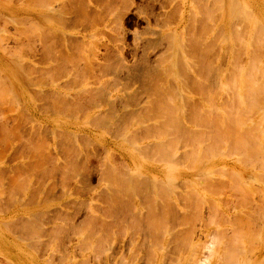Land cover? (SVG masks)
<instances>
[{
  "label": "rangeland",
  "instance_id": "obj_1",
  "mask_svg": "<svg viewBox=\"0 0 264 264\" xmlns=\"http://www.w3.org/2000/svg\"><path fill=\"white\" fill-rule=\"evenodd\" d=\"M89 1L90 3L87 0H43L40 6L38 0H0V66L12 74L0 70V264H192L193 257L199 258L205 253L204 257L208 260L205 264H221L227 259L231 260L225 252L231 254L232 260L238 253L236 256L240 255L241 258L240 256L236 258L240 264L243 262L264 264V218H262V216L264 217V203H261L262 200L264 201V195L258 197L259 191H261L259 189L264 191V174L261 175L262 177L260 176L264 172L262 169L264 165L263 162L260 164V161L256 162L255 167L254 161L249 164L250 160L245 153L247 149L249 151L255 146L254 140H256V128L258 127L256 124L260 122V126H264V108L261 106V104L264 105V82H261L264 81V63H259L262 68L260 72L258 64H256L257 59L261 56L264 58V44H262V42L264 43V0H235L234 2L239 1L235 4H239L237 6L241 10L237 6L231 8L230 0H209L213 6L209 5L207 9L203 6L207 3L205 0H195L199 9V12L197 11L195 14V19L198 21L200 19L201 22L198 23L196 20L197 23L205 25L210 31L202 25L201 27L197 25V27L199 26L203 30L196 26V28L194 27L196 32L194 29L189 30L190 26L193 28V24L197 23L195 21L192 22L193 24L186 22L187 12L179 29L181 38L178 48L179 50H181L180 47L183 48L182 53L180 52L181 55L179 53L180 57L187 54L189 62H186L189 63V67L186 68L185 61L176 56L171 63L170 61L169 63L165 62L163 72L158 69L157 54L159 52L164 53L163 55H167L169 52L174 53L176 48H168L169 45L166 44L167 47L164 44L166 40L165 42L158 40L155 44L134 52L131 45L132 36L136 32L139 35L148 34L152 38H156L151 34L152 29H163L167 26V28H175L181 19L180 11L184 9L182 2L186 3L187 1L185 8L188 9L192 3L191 0H177L175 11L172 10L175 6L173 4L165 8L167 14L157 16V5L166 6L167 1ZM199 2L204 4L199 7ZM100 4H103L104 9ZM93 6L96 8L94 9ZM208 9L212 12L205 13ZM116 10L119 12L127 10L124 16V44L123 47L116 45V50L107 45L105 32L93 37L90 43L85 45L80 41V38L76 37V34L69 37L61 32L53 34L45 32L43 44L38 40L39 23L36 19L38 11L44 15V30L47 28V23L54 21L58 26L65 24L72 32L75 28L82 29L84 32V28L97 23L106 13L112 14ZM236 10H240L238 14ZM136 11L141 13L140 18H137ZM146 12H152L156 21L153 20V17L148 16L150 22L146 23V20L142 18L146 16ZM129 13H131V17H128L127 20L125 17ZM197 13H200V16ZM250 16L251 19L248 20L247 18ZM185 24L191 25L186 27ZM206 24L212 25L208 27ZM201 30L207 35L204 33H200L202 34L200 35L198 32ZM232 30H235V33ZM195 34L198 37H195L196 40L193 41ZM184 39L187 41L184 42ZM203 39L204 41L211 39L212 47L209 46V42H204ZM239 39L245 41L241 42ZM197 40L204 45L206 43V46L203 47L200 43L203 48H198L200 46L196 43ZM259 40L262 41L259 42ZM253 41L255 42L252 43ZM241 43L243 44L241 45ZM218 50L222 56L224 54L223 59L227 58L225 61L219 59L221 56L216 54ZM257 50L261 51L258 53ZM93 51L98 55V58L92 55ZM254 51L259 55L257 54L255 57ZM239 52L241 53L239 54ZM191 55L193 56L191 57ZM214 55H217V58ZM208 56L210 57L208 58ZM212 57L216 58V61ZM248 58H251L253 62ZM263 58H261L262 61H264ZM228 59L230 63L227 62ZM239 59L241 60L239 61ZM178 60L179 63H177ZM248 60L249 62H246ZM221 61L225 66L221 64ZM250 63H254V65L248 66ZM211 65L214 66L211 68L214 70H216L215 66L225 68L218 69L217 67L223 72L216 70L213 75V70L210 69L213 67ZM183 67L189 72L184 71ZM236 68L238 69L235 70ZM253 68H257L258 72ZM209 69L210 72H208ZM224 70L227 72L226 76H224L226 73ZM196 71L199 72V75ZM217 72L223 73V78H219L220 80L216 77ZM232 72L235 73L232 74ZM257 73L260 75L262 73L261 77L258 78ZM194 78L195 81H193ZM251 79L253 80L250 81ZM181 82L185 86L184 89L180 87L183 86L180 85ZM251 82L252 84L254 82V86L250 84ZM217 83L222 84L221 87L225 86V88H221ZM259 83L263 85L262 88ZM83 84H86V87ZM214 84L216 87H213ZM235 85V89H232ZM258 85L262 89L261 91L257 87ZM243 86L245 88L251 86V88L247 91V89L243 90ZM255 88L259 94L256 93ZM213 89L214 92L211 91ZM250 89L251 92H249ZM252 92L254 93L252 94ZM260 93H262L261 99ZM231 94L234 97L237 95L235 99ZM242 94L244 96L247 94L245 96L247 98L249 95L250 101L249 98L244 99ZM230 96L231 98H229ZM163 98H167L165 99L167 102L164 103ZM228 98L231 101L235 100H233L235 103L232 101L233 107L237 105V108L234 107L235 109L230 108L233 109L229 114L232 111L233 113L230 114L232 118L229 119L233 121L232 119L237 116L238 119L235 118L236 120L234 119L233 122L240 129L238 134L241 133V130L243 131L241 133L243 136L240 138L246 143L235 140L238 142L237 145L232 143L227 146L228 149H224L223 145H220L222 147L219 150V164L213 166L214 152L212 151L214 149L207 125L208 121L206 122L208 115L202 114L197 106H202L204 103L203 111L211 109L215 104L224 108L229 101ZM208 99L211 106L206 103ZM238 100H241L239 102H242L244 106L238 108ZM244 101L246 102L244 103ZM178 103L180 106L176 107L174 118L173 116L166 117L165 125L167 127L165 126V129L168 130L167 132L176 134L175 124H170L171 122L168 124V120H173L172 122L176 121V126L180 125L182 132H184L183 130L187 131L184 129V125L190 126L192 131L197 133V135L194 134L195 137L198 136L197 138L192 136L190 128L187 134L184 133L183 137L182 135L180 137L179 132L176 136L167 135V132L164 134L160 129L163 126H158L159 122L165 118L154 111L152 106L160 105L166 108L168 105L166 110L171 111L172 106ZM182 103L186 104L185 109L183 108L185 111L182 110ZM243 107L247 109L245 108V110ZM244 112L245 114H243ZM190 115L197 118L194 123H187L186 120L192 118ZM242 115L247 117L250 115L249 121L246 118L247 121L244 122L245 116L241 118ZM260 117L263 118H261L262 122L261 119L258 121ZM251 123L253 127L245 129L247 125L251 126ZM191 124L195 125L194 128ZM177 128L179 130V127ZM189 132L191 134H188ZM232 132L231 137L238 138L237 134ZM186 135L190 136L185 138ZM174 137H178L177 141L171 140ZM161 138L167 139L166 142H163L164 146L161 145V142V146L157 143ZM151 142H156L157 146ZM193 145L194 147H191ZM191 150V155L184 154ZM193 152L196 153V156ZM238 152L241 154L239 153V155ZM222 153H225V156L227 154V157ZM236 159L238 160L236 161ZM164 160L171 161L170 164L167 161L169 166ZM257 164H260L261 168ZM215 167L219 171L221 167L220 172H223V178ZM209 169L215 171L212 173ZM228 169H231L232 173H242L245 181H251V187L250 184L244 187L223 186L226 189L228 187L229 192L222 188L217 191L219 194H212L216 191L213 190V187H217L215 183H219L218 178L222 179V183H227L234 178L232 173L231 177L227 176L230 174ZM152 170L159 172L157 178L153 175L155 173ZM253 174H257L256 178ZM177 175L178 178H176ZM211 176H214V179ZM169 177L171 181L167 180ZM215 177L218 179L217 181ZM153 178L163 179L162 181L166 179L165 181L170 185L166 182L162 183L160 180L159 183H161L158 185L157 182L152 181ZM214 180L216 182H212ZM158 187L161 188V191ZM256 187L258 189H255ZM248 188H250L249 191ZM214 189L219 190L218 187ZM189 190H194V193L191 191V195ZM251 190L254 191L250 192ZM221 191L226 193L223 194ZM263 191L260 194H264ZM227 193L231 195L228 197ZM167 194L169 199L164 197ZM189 194L193 197H190ZM196 194L198 198L195 196ZM260 197H263L262 200ZM228 198L231 199L230 202L234 201V203H228ZM252 198L255 200L253 201ZM145 200L147 201L145 202ZM215 200L219 202L217 203ZM221 201H224V204ZM147 202L149 203L147 204ZM153 205L155 206L153 207ZM161 208L165 213L160 211ZM145 210H147V214ZM156 210L161 212L160 215L162 212L164 215L168 213L167 218L163 215H161L162 218L161 216L159 218V214H157L159 212ZM241 212H246L244 213L246 215ZM151 214L154 215L151 216ZM221 214L223 215L221 216ZM241 215L244 216L241 218ZM237 216L240 217L237 218ZM235 220L239 222L241 220L242 229L240 226V228L238 227L239 224ZM213 229L217 232H214ZM244 229L245 231H243ZM240 230L243 232L242 234ZM250 230H254L253 233H250ZM156 231L158 236L155 234ZM214 233L215 235H213ZM246 238L251 240H246ZM245 241H249V244ZM215 242L218 244L216 243V245ZM196 243L200 244H198L199 248ZM223 245H225L224 248ZM232 246L234 249L231 248ZM237 246L245 249L242 251L245 252V257L240 253V249L238 251ZM200 248L203 250H200L202 253L199 252L201 255L198 253ZM235 249L238 252L234 251ZM155 252L159 254L160 259H156ZM218 254H221L222 257ZM223 257L224 259H221ZM246 257L248 258L245 259ZM219 260H221L220 263ZM234 261L233 264H237L236 260ZM226 263L228 261L223 264Z\"/></svg>",
  "mask_w": 264,
  "mask_h": 264
},
{
  "label": "bare ground",
  "instance_id": "obj_2",
  "mask_svg": "<svg viewBox=\"0 0 264 264\" xmlns=\"http://www.w3.org/2000/svg\"><path fill=\"white\" fill-rule=\"evenodd\" d=\"M42 1L43 0H38V3H39V5L41 6L42 5ZM88 1V3H90V1L89 0H87ZM153 1H159V0H153ZM165 1H167V5L166 6H164V5H162V4H159V5H157V10H158V12L156 13V16L157 15H163V14H167L168 12L165 10V8L166 7H169V6H171V5H175V3H176V1L177 0H165ZM192 1V3H191V5H190V7L188 8V9H186L185 8V5H187V1H186V3L183 1L182 3L184 4L183 5V8L184 9H182L181 11H180V21H179V23L176 25V27L175 28H163V29H152L151 30V34L152 35H154V36H156V38H152L150 35H148V34H143V35H139L138 33H134V35L132 36V43H131V45H132V50L134 51V52H136V51H138V49H140V48H143V47H145V46H150V45H152V44H155L158 40H160V41H163V42H165V40H166V42L164 43L165 45L167 44V45H169V47L168 48H176V50H175V52L174 53H171V52H169V53H167V55L165 54V55H163L161 52H159V54H157V60H156V63L158 64V69H160V71L161 72H163L164 70H165V67H164V65H165V62H168L169 63V61H170V63H171V61H173L174 59H175V57L176 56H178L179 57V59L180 60H183V61H185V63H186V68L187 67H189V63H187L186 61H188L187 60V58H188V56H187V54L185 55H182L181 57H180V55H181V53H182V47H180L181 48V50H179V44H180V42H179V39L181 38L180 36V33H181V31H179V29H180V27H181V25H182V23L184 22V20L182 21V19L183 18H185V15H186V13L188 12V14L186 15L187 16V19L185 18V20H187L186 22H188V23H191V24H193L192 22H196L197 23V19H195L196 17H195V14H196V12L198 11L199 12V9L197 8V5H196V3L197 2H195V0H191ZM204 1V0H203ZM207 3H202V2H199V7L200 6H202L203 4V6H205V9H207V7L209 8V5H210V7H212L213 5L212 4H210V1L209 0H205ZM231 1V8H233V7H235V6H237V5H239V4H235V3H237V2H239V1H237V2H234L235 0H230ZM233 2V3H232ZM202 3V4H201ZM219 4H220V2H218ZM221 3H222V1H221ZM97 6H98V4L97 3H95ZM201 4V5H200ZM214 4H216V3H214ZM219 4H216V5H219ZM212 5V6H211ZM234 5V6H233ZM246 5V4H245ZM100 6H101V8L102 9H104V7H103V4H100ZM173 7V6H172ZM218 8H220V6H217ZM216 7V8H217ZM238 8H239V6H237ZM93 8L95 9L96 8V6H93ZM176 5L172 8V10H176ZM218 8H217V10H218ZM201 9V8H200ZM212 9V8H211ZM227 8L225 7V10H226ZM240 9V8H239ZM203 10H204V8H203ZM241 10V9H240ZM240 10H236L237 12V14H238V12L240 11ZM244 10V9H243ZM242 10V11H243ZM209 11V9L207 10V11H205V13L206 12H208ZM211 11V10H210ZM209 11V12H210ZM214 11V10H213ZM232 11H233V9H232ZM241 11V12H242ZM264 11V10H263ZM212 12V11H211ZM210 12V13H211ZM244 12V11H243ZM242 12V13H243ZM127 13V10H125V11H122V12H119L118 10H116V11H114L112 14H107L106 13V15L104 16V17H102L97 23H95V24H92V25H90L88 28H84L85 30H84V32L82 31V29H77V28H75L74 30H73V32H72V30H70V28H68L65 24H60L59 26H58V24L56 23V22H54V21H51V22H49V23H47V28H46V30H44V27H43V24L45 23V19H44V15H42V12L41 11H38V12H36V19H37V22L39 23V26H38V40H39V42H41V44H43V42H44V33L46 32V33H48V34H53L54 32H56V33H63V34H65L66 36H69V37H72V36H74V34H76L77 36L76 37H78V38H80L81 40V42L85 45L86 43H90V40L93 38V37H95V36H97L98 34H104V32H105V34H107V39H106V42L108 43L107 45L110 47V48H112L113 50H116V48H115V46L117 45H119V46H121V47H123V44H124V36H125V30H124V16H125V14ZM200 13H201V11H200ZM200 13H197V14H199V16H200ZM204 13V12H203ZM224 14H225V11L223 12ZM231 13V12H230ZM245 13H246V11H245ZM249 13V12H248ZM133 14V13H132ZM241 14V13H240ZM244 14V13H243ZM202 16H203V14H201ZM210 15V14H209ZM218 15H220V14H218ZM136 16H137V18H140V16H141V13L139 12V11H136ZM148 16L149 17H153V20L154 21H156V18H155V15L154 14H152V12H150V13H147L146 12V16H144V17H142L144 20H146V23H149L150 21H149V18H148ZM196 16H198V15H196ZM244 16H246V15H244ZM35 17V16H34ZM128 17H131V13H129L128 15H127V17H125L127 20H128ZM206 17H207V15H206ZM209 17V16H208ZM230 17V16H229ZM241 17V16H240ZM198 18V17H197ZM200 18V17H199ZM198 18V19H199ZM246 18V17H245ZM245 18H243V19H245ZM202 19V18H201ZM248 20H250L251 19V16L249 17V18H247ZM197 20V21H196ZM207 20H209V18H207ZM241 20V19H240ZM239 20V21H240ZM246 20V19H245ZM199 21L201 22V20L199 19ZM199 21H198V23H199ZM209 21H211V20H209ZM216 21V20H215ZM206 22H208V21H206ZM250 22V21H249ZM196 24V25H194L193 24V28H191V24L189 25L190 26V28H188L189 30L191 29V30H193L194 29V31L196 30L195 28L197 27V25H199V24ZM243 23H244V21H243ZM205 24V23H204ZM207 24H209V23H207ZM206 24V25H207ZM169 25V24H168ZM186 25V24H185ZM188 25H186V27L188 26ZM201 25L202 26H204L205 27V25H203V24H201L200 23V27H201ZM212 25V24H211ZM211 25H209V26H211ZM188 26V27H189ZM196 26V27H195ZM198 26V27H199ZM208 26V25H207ZM208 26V27H209ZM186 27H184V28H186ZM195 27V28H194ZM197 27V28H198ZM199 27V28H200ZM214 27V26H213ZM219 27V26H218ZM222 27V26H221ZM183 28V29H184ZM206 28V27H205ZM212 28V27H211ZM233 28V27H232ZM200 29H202L203 30V28H200ZM207 29V28H206ZM206 29H204L205 31H206ZM213 29V28H212ZM221 29H223V28H221ZM234 29V28H233ZM188 30V31H189ZM197 31L199 34L200 33H204L203 31ZM208 31H210V29H207ZM219 31V30H218ZM234 33H235V30H232ZM68 32H70V33H68ZM196 32V31H195ZM207 32V31H206ZM221 32H222V30H221ZM190 33V32H189ZM194 33V32H193ZM208 33V32H207ZM207 33H204L205 35H207ZM238 33V32H237ZM264 33V32H263ZM184 34H185V32H184ZM203 34V35H204ZM245 34V33H244ZM244 34H242V35H244ZM258 34V33H257ZM260 34V33H259ZM189 35H191V34H189ZM200 35H202V34H200ZM204 35V36H205ZM236 35H238V34H236ZM263 35V34H262ZM261 35V36H262ZM193 36V35H192ZM234 36V35H233ZM245 36V35H244ZM195 37L197 38L198 36H197V34H195V36L193 37V41H194V39H195ZM201 37H203V36H201ZM201 37H199L200 39H201ZM224 37V36H223ZM235 37V36H234ZM236 37H239V36H236ZM241 37V36H240ZM204 38V37H203ZM217 38V37H216ZM242 38H243V36H242ZM245 38V37H244ZM262 38V37H261ZM189 39V38H188ZM200 39H198L199 41H202V40H200ZM211 39H212V37H211ZM211 39H207V40H209V41H204V39H203V41L204 42H209V46H211L212 47V43H211V45H210V40ZM218 39V38H217ZM196 40V39H195ZM198 40H197V44H199V46L200 47H198V48H203L204 46H206V43H205V45L204 44H202L201 42H198ZM212 40H214V39H212ZM241 42H243V41H245V40H241V39H239ZM238 40V41H239ZM254 40V39H253ZM183 41V40H182ZM182 41H181V44H182ZM185 41H187V40H185L184 39V42ZM218 41V40H217ZM216 41V42H217ZM252 41V40H251ZM260 41H262V40H259V42ZM221 42V41H220ZM255 41H253L252 43H254ZM259 42H256V44L258 43L259 44ZM193 43V42H192ZM200 43L203 45V47H201L202 45H200ZM215 43V42H214ZM226 43H228V42H226ZM216 44V43H215ZM243 43H241V45H242ZM261 44V43H260ZM262 44H264L263 42H262ZM245 45V44H244ZM185 46V45H184ZM188 46V45H187ZM194 46V45H193ZM240 46V45H239ZM251 46V45H250ZM264 46V45H263ZM263 46H259V47H263ZM207 47H208V45H207ZM213 47H215V46H213ZM216 47H218L217 45H216ZM227 47V46H226ZM237 47H238V44H237ZM244 47V46H243ZM243 47H241V48H243ZM256 47V46H255ZM189 48V47H188ZM253 48V47H252ZM211 49V48H210ZM213 49V48H212ZM219 49V48H218ZM238 49H239V47H238ZM237 48H236V50H238ZM255 49V48H254ZM261 49V48H260ZM263 49V48H262ZM169 50H171V49H169ZM185 50V49H184ZM264 50V49H263ZM172 51V50H171ZM204 51H208V50H204ZM203 51V52H204ZM214 51V50H213ZM239 51H240V49H239ZM245 51V50H244ZM250 51V50H249ZM258 51V50H257ZM261 50H259L258 51V53L260 52ZM164 52V51H163ZM166 52V51H165ZM181 52V53H180ZM195 52V51H194ZM202 52V51H201ZM218 52H219V50H218ZM217 51H216V54L218 55V56H221L219 59H223L224 57V54H223V56L220 54V52L218 53ZM225 52V51H224ZM223 52V53H224ZM242 52V51H241ZM241 52H239V54L241 53ZM253 53V49L250 51V54L252 55V53ZM179 53H180V55H179ZM184 53V52H183ZM197 53V52H196ZM205 53V52H204ZM204 53H202L203 55H205ZM238 53V52H237ZM236 53V54H237ZM243 53V52H242ZM254 53L256 54V52L254 51ZM257 53V54H258ZM162 54V55H161ZM213 54V53H212ZM215 54V53H214ZM220 54V55H219ZM249 54V55H250ZM254 54V55H255ZM257 54L255 55V57L257 56ZM92 55H94L96 58H98V55L95 53V51H93L92 52ZM207 55V54H206ZM216 55V56H217ZM235 55V54H234ZM242 55H244V54H242ZM259 55V54H258ZM193 55H191V57H192ZM211 56H213V55H211ZM215 56V55H214ZM215 56V57H216ZM263 56H264V54H263ZM195 57V56H194ZM210 56H208V58H209ZM223 57V58H222ZM229 57V56H228ZM189 58H190V56H189ZM217 58V57H216ZM216 58H214L213 59V57H212V59L214 60V61H216ZM261 58H263L262 56L259 58V59H257V58H255V59H257V61L258 62H256V64H258V71L260 72V71H262L261 69V65H259V63H264V61H262L261 60ZM211 59V60H212ZM227 59V58H226ZM226 59H223L224 61L226 60ZM242 59V58H241ZM241 59H239V61L241 60ZM249 59V58H248ZM251 59V58H250ZM249 59V60H250ZM264 59V58H263ZM191 60H192V58H191ZM195 60V59H194ZM209 60V59H208ZM243 60H245V59H243ZM249 60L248 61H246V62H249ZM175 61H177V60H175ZM232 62H233V60H231ZM235 61H236V59H235ZM238 61V62H239ZM251 62H253V60L251 59L250 60ZM189 62V61H188ZM220 62V61H219ZM218 62V63H219ZM227 62H229V59H228V61ZM237 62V63H238ZM241 62H243V61H241ZM240 62V63H241ZM177 63H179V60H178V62ZM183 63V62H182ZM191 63L193 64V62L191 61ZM209 63V62H208ZM211 63V62H210ZM213 63H215V62H213ZM224 63V62H223ZM222 63V61H221V64L222 65H224ZM230 63V62H229ZM216 64H217V62H216ZM215 64V65H216ZM220 64V63H219ZM227 64V63H226ZM232 64V63H231ZM230 64V65H231ZM239 64V63H238ZM241 64H243V63H241ZM249 64V63H248ZM251 64H253L254 65V63H250V65H248V66H251ZM255 64V65H256ZM191 65V64H190ZM194 65V64H193ZM196 65V64H195ZM214 65V64H213ZM213 65H211V66H213ZM229 65V64H228ZM235 65V64H234ZM244 65V64H243ZM252 65V66H253ZM264 65V64H263ZM184 66V67H185ZM197 66V65H196ZM205 66V65H204ZM225 66V65H224ZM227 66V65H226ZM233 66V65H232ZM232 66H229V67H232ZM240 66V65H239ZM239 66H235V67H238L239 69L241 68V67H239ZM251 66V67H252ZM183 67V68H184ZM191 67V66H190ZM217 67L218 66H215V69L217 70V71H219V72H223L222 70L220 71V70H218V69H220V68H222L221 66H219L218 67V69H217ZM250 67V68H251ZM256 67V66H255ZM186 68H184L185 70L184 71H187L186 70ZM211 68H214V66L213 67H210V69ZM225 67H223L222 69H224ZM226 68H228V66L226 67ZM238 68H236L235 70H237ZM180 69V68H179ZM189 69V68H188ZM192 69H194V68H192ZM196 69V68H195ZM210 69H209V71L208 72H210ZM231 69H233L234 70V68H231ZM254 69V68H253ZM0 70L1 71H4L5 73H7L8 72V70H5L3 67H1L0 66ZM190 70H191V68H190ZM211 70H213L212 72H213V75L215 74V72H216V70H214V69H211ZM227 70V69H226ZM246 70H247V66H246ZM159 71V70H158ZM180 71V70H179ZM178 71V72H179ZM225 71V70H224ZM240 71V70H239ZM245 71V70H244ZM249 71H250V69H249ZM249 71H247L248 72V74L249 75H251L250 73H249ZM251 71L253 72V70H252V68H251ZM254 71H257V68L256 69H254ZM257 71V72H258ZM182 72H183V70H182ZM187 72H189V71H187ZM197 72V71H196ZM196 72H193V73H196ZM211 72V73H212ZM226 72V71H225ZM251 72V73H252ZM198 73V75H199V72H197ZM201 73V72H200ZM203 73V72H202ZM233 73H235V72H232V74ZM237 73V72H236ZM255 73V72H254ZM8 74H11V72H8ZM182 74V73H181ZM185 74V73H184ZM205 74V73H204ZM208 74V73H207ZM219 74H221V75H219ZM226 74H227V72L225 73V75L224 76H226ZM247 74V73H246ZM247 74V75H248ZM253 74V73H252ZM12 75V74H11ZM217 75V76H216ZM216 77H218V79L219 78H223L222 77V75H223V73H216ZM248 75V76H249ZM257 75H258V78L259 77H261V75H262V73H261V75H260V73L258 74L257 73ZM179 76V75H178ZM183 76V75H182ZM206 76V75H205ZM219 76H221V77H219ZM234 75H232V77H233ZM237 76H238V74H237ZM236 76V77H237ZM252 76V75H251ZM198 78H199V76H197ZM230 77H231V75H230ZM235 77V76H234ZM247 77V76H246ZM250 77V76H249ZM253 77H254V74H253ZM252 77V78H253ZM180 78V77H179ZM182 78V77H181ZM180 78V79H181ZM193 78V77H192ZM226 78V77H225ZM238 78V77H237ZM248 78V77H247ZM247 78H245V79H247ZM255 78H257V76H255ZM258 78H257V80H258ZM206 79V78H205ZM229 79V78H228ZM228 79H227V81H228ZM234 79V78H233ZM249 79V78H248ZM247 79V80H248ZM254 79V78H253ZM253 79H251L250 81H252ZM264 79V78H263ZM262 79V80H263ZM217 80V79H216ZM220 80V79H219ZM218 80V81H219ZM260 80V79H259ZM193 81H195V78H194V80ZM201 81H203V80H201ZM232 81V80H231ZM238 81V80H237ZM241 81V80H240ZM249 81V80H248ZM183 82V81H182ZM181 82V83H182ZM214 82V81H213ZM245 82H247V81H245ZM261 82H264V81H261ZM186 83V82H185ZM223 83V82H222ZM227 83V82H226ZM235 83V82H234ZM256 83H258V81H256ZM217 84H219V86L221 87V85H220V83H217ZM224 84V83H223ZM232 85H234L233 83H231ZM238 84V83H237ZM242 84H244L243 82H242ZM248 84H249V82H248ZM252 86H254L253 84H254V82H253V84H252V82L250 83ZM260 84V83H259ZM180 85H183V83L182 84H180ZM197 85V84H196ZM210 85V84H209ZM215 85V84H214ZM261 85V88L263 87V85L262 84H260ZM83 86L84 87H86V84H83ZM184 86V85H183ZM183 86H180V87H182L183 89L185 88V86L183 87ZM213 86V85H212ZM230 86V85H229ZM84 87H83V89H84ZM213 87H216V85L215 86H213ZM218 87V86H217ZM224 88H225V86H223ZM223 87H221V88H223ZM234 87H236V85L235 86H233V88L232 89H235ZM244 87V86H243ZM242 87V88H243ZM258 88L260 87L259 85L257 86ZM249 88H251V86H248V88H245L244 87V89L243 90H245V89H247V91H248V89ZM253 88V87H252ZM264 88V87H263ZM82 89V90H83ZM209 89H211V88H209ZM238 89V88H237ZM256 89V93H258L259 91L257 90V88H255ZM260 89V88H259ZM85 90H86V88H85ZM180 91H181V89H179ZM229 90V89H228ZM231 90V89H230ZM262 89H260V91H261ZM264 90V89H263ZM200 91V90H199ZM212 92H214V89L213 90H211ZM253 91H254V88H253ZM177 92V91H176ZM183 92H184V90H183ZM227 92H230V91H227ZM244 92H246V91H244ZM249 92H251V89H250V91ZM248 92V93H249ZM263 92V91H262ZM231 93V92H230ZM235 93H237V92H235ZM242 93H243V91H242ZM254 92H252V94H253ZM177 94V93H176ZM226 94V93H225ZM239 94V93H238ZM244 94V93H243ZM242 94V95H243ZM259 94V93H258ZM184 95V94H183ZM226 95H228V93L226 94ZM234 95H236V94H234ZM242 95H241V97H242ZM247 95V94H246ZM245 95V96H246ZM251 95V94H250ZM255 95V94H254ZM261 95V96H260ZM260 99H261V97H262V93H260ZM264 95V94H263ZM174 96H176V95H174ZM173 96V97H174ZM178 96V95H177ZM210 96V95H209ZM212 96V95H211ZM231 96H232V94H231ZM231 96L229 97V98H231ZM237 96V95H236ZM235 96V97H236ZM244 96V95H243ZM244 96V97H245ZM256 96H257V94H256ZM165 97V96H164ZM184 97V96H183ZM232 97H234V96H232ZM235 97H234V99H235ZM243 97V98H244ZM162 98V97H161ZM176 98V97H175ZM229 98H228V100H229ZM249 98V99H248ZM248 98L247 97H245L244 99H248L249 101H250V97H249V95H248ZM251 98H253V96H251ZM254 98H256V97H254ZM259 98V97H258ZM258 98H256V99H258ZM164 99V98H163ZM162 99V100H163ZM165 99H167V98H165ZM165 99H164V103L165 102H167V101H165ZM178 99V98H177ZM181 99H182V96H181ZM209 99H210V97H209ZM209 99H208V102H206V103H208V105H210L209 104ZM233 99V100H234ZM239 99V98H238ZM205 100V99H204ZM211 100V99H210ZM227 100V101H228ZM232 100V101H233ZM253 100V99H252ZM169 101V103H170V100H168ZM172 101H175V100H173L172 99ZM171 101V102H172ZM199 101V100H198ZM226 101V102H227ZM232 101H231V99L228 101V103H226L225 104V107L224 108H220V107H218L215 103V106H213L212 104V108L209 110H204L203 111V106H204V103H202V102H200V103H202V106H197L198 107V109H199V111L201 110L202 112V114L204 113V115H208V120H206V122L208 121V126H209V132H210V134H211V139H212V145H213V151L212 152H214L213 153V156H212V164H213V166H218V159L220 158V153H219V150H220V148L222 147V146H220V145H223V148L224 149H228V147L227 146H229V145H231L232 143L234 144V145H237V143L239 142V141H245V140H242L241 138H240V136H243V134H241V133H243V131L241 130L240 132L241 133H239L238 134V132H239V128L237 127V126H235V124H234V119L237 117V116H235V118H233L232 120L233 121H231V119H229V118H232V117H230V114H232L233 113V111H232V113H230L229 114V112H230V110H232L234 107L235 108H237L236 106L237 105H235L234 107L232 106ZM235 101V100H234ZM233 101V102H234ZM239 101H241V100H238V103L240 104H238V108L240 107V106H244L243 104H242V102H239ZM249 101H247V102H249ZM254 101V100H253ZM252 101V102H253ZM211 102H212V100H211ZM246 101H244V103H245ZM168 103V105L169 106H171L170 104ZM186 103V102H185ZM235 103V102H234ZM255 103V102H254ZM261 103V102H260ZM264 103V102H263ZM172 104V103H171ZM195 104V103H194ZM230 104H231V106H230ZM237 104V103H236ZM247 104V103H246ZM245 104V105H246ZM258 104H259V102H258ZM162 105H164V104H162ZM167 105V104H166ZM167 105V107H169ZM179 103L177 104V105H175V106H172V108H171V111L168 109V110H166L167 109V107L166 108H164V107H162V106H160V105H153L152 106V109L154 110V111H156V112H158V113H160L161 115H163V117L165 118V120H163V121H161V122H159V127L160 126H163V127H160V129L161 130H163V133L165 134L168 130L167 129H165V122H166V117L168 116V117H171V116H173V118H174V115H176V114H174V113H176V109L177 108H179ZM182 105V110H183V108L185 109V107H186V104H181ZM210 105V106H211ZM253 105H255V104H253ZM257 105V104H256ZM178 106V107H177ZM250 106H251V104H250ZM261 106H263V108H264V105L263 104H261ZM260 106V107H261ZM177 107V108H176ZM231 107H233L232 109H230ZM256 107V106H255ZM259 107V108H260ZM203 108V109H202ZM234 108V109H235ZM242 108V107H241ZM244 108V107H243ZM246 108V107H245ZM244 108V109H245ZM251 108V107H250ZM181 109V108H180ZM180 109H179V111H180ZM247 109V108H246ZM245 109V110H246ZM256 109H257V107H256ZM256 109H254V111L256 110ZM261 109V108H260ZM260 109H258V110H260ZM237 110H240V109H237ZM243 110V109H242ZM242 110H240V111H242ZM249 110V109H248ZM262 110V109H261ZM260 110V111H261ZM173 111H175V112H173ZM183 111H185V110H183ZM244 111V110H243ZM251 111V110H250ZM253 111V110H252ZM253 111V112H254ZM172 112H173V114H172ZM207 112V113H206ZM256 112V111H255ZM178 113V112H177ZM185 113V112H184ZM236 113V112H235ZM239 113V112H238ZM251 113V112H250ZM249 113V114H250ZM243 114H245V112L243 113ZM251 114H253V113H251ZM257 114V113H256ZM236 115V114H235ZM238 115V114H237ZM253 115H255V114H253ZM180 116V115H179ZM179 116H177V118L179 119ZM192 118H189L188 120H186L187 121V123H194L196 120H197V118L195 117V116H193V115H190ZM245 115H242V117L241 118H243ZM250 116V115H249ZM248 116V117H249ZM261 116V115H260ZM167 117V118H168ZM248 117L247 116H245L244 118H243V120L245 119V121L244 122H246L247 120H248ZM173 118H171V119H173ZM204 118V117H203ZM246 118H247V120H246ZM262 117H260L259 119H258V121H260V119H261ZM170 119V118H169ZM178 119H176V120H178ZM236 119H238V118H236ZM235 119V120H236ZM240 119V118H239ZM263 119V118H262ZM262 119H261V122H262ZM229 120H230V123H229ZM241 120V119H240ZM242 120V121H243ZM173 121V120H172ZM172 121H170V120H168V124H169V122H171L170 124H172V123H174L175 124V127H176V134H173L172 132L170 133V132H167V135H170V134H172L173 136H176L177 134H178V132H179V136L181 137V135H182V137H183V135H184V133H186L187 134V131H188V129L190 128V132L191 133H193V135L192 136H194V134H196L197 135V133H194L193 131H192V128L190 127V126H188V125H184L183 127H185L184 129H187V131L185 132V130H183L184 132H182V131H180V130H182V128L180 129V125L179 124H177L178 126H176V121H174V122H172ZM185 121V120H184ZM183 121V123L184 124H186L185 122ZM204 121H205V118H204ZM204 121L202 122V124L204 123ZM249 121V120H248ZM257 121V120H256ZM178 122H179V120H178ZM167 123V122H166ZM254 124H255V122H253ZM260 122H259V124H256V126L258 125V127L256 128L257 129V132H256V140H254V142H255V146L253 147V148H250L249 149V151H248V149H247V152H245L248 156H246V154L245 153H243L242 152V154H245V156L246 157H248V159L250 160L249 161V164H251V163H254V167H255V164H256V162L258 163L259 161H260V164L263 162V165H264V149L262 150V147L264 146V126H260ZM264 124V123H263ZM193 124H191V126H192ZM205 125V124H204ZM203 125V126H204ZM194 126L195 125H193V128H194ZM260 126V127H259ZM167 127V126H166ZM174 127V128H175ZM177 127H179V130H178V128ZM182 127V126H181ZM251 127H253L252 126V123H251V126H246L245 127V129H249V128H251ZM207 130V129H206ZM231 131H233L232 133L233 134H237L236 136H238V138H232L231 137ZM188 133V134H191V133ZM245 132V131H244ZM208 134V133H207ZM244 134H246L247 135V133H244ZM178 136V137H179ZM190 136V135H189ZM189 136H184L185 138L186 137H189ZM178 137H174V139H171V140H176L177 141V139H178ZM195 137V136H194ZM198 137V136H197ZM197 137H195V138H197ZM201 138V137H200ZM245 138H247V137H245ZM183 139V138H182ZM188 139H190V138H188ZM166 140L167 139H164V138H161V140H158L159 142H157V143H159V146H161L162 144H163V142H166ZM184 140V139H183ZM198 140H199V138H198ZM235 140H237V141H235ZM248 140V139H247ZM190 141H192V140H190ZM209 141V140H208ZM160 142H161V145H160ZM193 142V141H192ZM203 142H205V141H203ZM242 142V143H243ZM152 143V142H151ZM200 143V142H199ZM202 143V142H201ZM210 143V142H209ZM236 143V144H235ZM244 143H246V141L244 142ZM249 143V142H248ZM152 144H155L156 145V142H154V143H152ZM197 144H198V142H197ZM208 145V144H207ZM247 145V144H246ZM251 145H252V143H251ZM157 146V145H156ZM158 146V147H159ZM163 146H164V144H163ZM162 146V147H163ZM165 146H166V144H165ZM188 146H189V144H188ZM196 146V145H195ZM250 146V145H249ZM191 147H194V145L193 146H191ZM233 147H235V146H233ZM196 148H197V146H196ZM195 148V149H196ZM202 148V147H201ZM161 149V148H160ZM163 149V148H162ZM168 149V148H167ZM191 149H193V148H191ZM237 149H238V146H237ZM239 149H241V148H239ZM145 150V149H144ZM147 150V149H146ZM202 150V149H201ZM233 150V149H232ZM243 150H244V148H243ZM242 150V151H243ZM252 150V151H251ZM150 151V150H149ZM186 151V150H185ZM188 151V150H187ZM210 151V150H209ZM192 150L189 152V153H185L184 152V154H188V155H191L192 153ZM195 152V151H194ZM193 152V153H194ZM197 152V151H196ZM211 152V153H212ZM146 153V152H145ZM155 153V152H154ZM153 153V154H154ZM157 153V152H156ZM159 153V152H158ZM174 153V152H173ZM191 153V154H190ZM228 153V152H227ZM234 153H236V152H234ZM234 153H230V154H234ZM240 152H238V154H239ZM254 153V154H253ZM195 154V156H196V153H194ZM225 154V153H224ZM223 153H222V155H224ZM241 154V153H240ZM239 154V155H240ZM159 155V154H158ZM162 155V154H161ZM211 155V154H210ZM236 155V154H235ZM234 155V156H235ZM149 156H150V154H149ZM174 156V155H173ZM186 156V155H185ZM225 156V155H224ZM224 156H222V157H224ZM172 157V156H171ZM170 157V158H171ZM184 157V156H183ZM192 157V156H191ZM200 157V156H199ZM225 157H227V154H226V156ZM237 157H239V156H237ZM164 158H166V157H164ZM163 158V159H164ZM173 158V157H172ZM186 158V157H185ZM193 158H195V157H193ZM236 158V157H235ZM189 159V158H188ZM191 159V158H190ZM208 159V158H207ZM209 159H210V157H209ZM161 160H162V158H161ZM169 160H171V159H169ZM193 161H194V159H192ZM191 160V161H192ZM238 159H236V161H237ZM239 160H240V158H239ZM153 161V160H152ZM160 161V160H159ZM166 160H164V162H165ZM168 161V160H167ZM167 161L165 162V163H167ZM187 161V160H186ZM185 161V162H186ZM198 161V160H197ZM204 161V160H203ZM245 161H246V163H248V161H247V159L245 158ZM254 161V162H253ZM169 162H171V161H168V163ZM184 162V163H185ZM188 162H189V160H188ZM195 162V161H194ZM194 162H192V163H194ZM167 163V165L169 166V164ZM238 163V162H237ZM177 164H178V162H177ZM260 164H257V166L259 165L260 166V168H261V165ZM253 165V164H252ZM190 166H191V164H190ZM199 166V165H198ZM212 166V165H211ZM256 166V167H257ZM258 166V167H259ZM139 168V167H138ZM137 168V169H138ZM216 169H217V167H215ZM225 168V167H224ZM235 168V167H234ZM136 169V170H137ZM190 169V168H189ZM214 169V168H213ZM227 169V168H226ZM258 169V168H257ZM262 169H264V167H262ZM135 170V171H136ZM209 170H211V169H209ZM229 170V169H228ZM228 170H226L227 172H228ZM139 171V170H138ZM212 171V170H211ZM213 171H215V170H213ZM213 171H212V173H213ZM217 171H219V169H217ZM220 171H221V167H220ZM219 171V173H220V176H222L221 178H223L224 177V175H223V172H220ZM225 171V170H224ZM152 172H154V170H152ZM209 172V171H208ZM229 172H230V176L229 175H227V173H225V175H227L228 177H231V173H232V170L230 169L229 170ZM263 172V171H262ZM137 173V172H136ZM155 174H153L154 176H155V178H157L158 177V175H159V172L158 171H155L154 172ZM210 173V172H209ZM211 173V174H212ZM217 173V172H216ZM219 173H217L218 174V177H220L219 176ZM258 173V172H257ZM134 174V173H133ZM138 174V173H137ZM214 174H215V172H214ZM264 174V172L263 173H261L260 174V176L261 175H263ZM132 175V174H131ZM232 175L234 176V178H232V180H229L227 183H222L221 182V180L222 179H220V178H216V181L218 180L219 181V183H217L215 180L214 181H212V182H216L215 183V185L218 187V189L219 190H217V189H214V188H217V187H213V190H216L215 192H217V191H220V190H222V188H223V186H228L229 188L230 187H235V186H237V187H244V186H246L247 184H250L249 186L251 187V181L250 182H248V181H245V179H244V176H243V174L242 173H237V172H234V173H232ZM254 175V174H253ZM255 175H257V174H255ZM254 175V177L256 178V176ZM161 176V175H160ZM202 176V175H201ZM217 176V175H216ZM251 176H252V174H251ZM258 176H259V174H258ZM259 176V177H260ZM179 176L177 175L176 176V178H178ZM203 177V176H202ZM207 177V176H206ZM210 177V176H209ZM212 177V176H211ZM214 177V176H213ZM212 177V178H213ZM253 177V176H252ZM251 177V178H252ZM262 177V176H261ZM260 177V178H261ZM264 177V176H263ZM155 178H153L152 179V181L154 182V183H158V185L161 183H159V180L158 179H155ZM160 178V177H159ZM166 178V177H165ZM169 179V181H171L170 179V177L169 178H167V180ZM198 179V178H197ZM196 179V180H197ZM214 179V178H213ZM213 179H211L210 178V180H213ZM154 180H157V181H154ZM163 180V179H162ZM162 180H160V181H162ZM166 180V179H165ZM162 181V183L163 182H166V181ZM209 180V179H208ZM258 180H260V179H258ZM168 181V182H169ZM198 182V181H197ZM208 183V182H207ZM206 183V184H207ZM252 183H254L253 181H252ZM165 184V183H164ZM164 184H161L162 186L164 185ZM166 184H169L170 185V183H167L166 182ZM213 184V183H212ZM212 184H210V185H212ZM226 184V185H225ZM263 184H264V181H263ZM263 184H262V180H261V185L263 186ZM255 185V184H254ZM162 186H161V188H162ZM256 186V185H255ZM189 187V186H188ZM209 187V186H208ZM228 187H227V189H226V187H224L227 191H228ZM258 187V186H257ZM255 188V189H258V188ZM264 187V186H263ZM136 188V187H135ZM159 188V187H158ZM161 188H159L160 189V191H161ZM169 188V187H168ZM223 188V189H224ZM260 188H262V187H260ZM191 189V188H190ZM208 189V188H207ZM210 189H212L211 187H210ZM249 189L250 188H248L247 190L249 191ZM252 189V188H251ZM264 189V188H263ZM164 190L166 191V189L164 188ZM212 190V191H213ZM225 190V191H226ZM259 190H261V191H263L262 189H259ZM258 190V191H259ZM135 191H136V189H135ZM191 191H193V193H194V190H189V193H191ZM224 191V192H225ZM254 191V190H253ZM252 190L250 191V192H253ZM261 191H259V195H258V197L259 196H261V195H264V194H260L261 193ZM167 192H168V190H167ZM210 193H211V191H209ZM215 192H212V194L214 193V195H217V194H219V192H217L216 194H215ZM221 192H223V191H221ZM223 192V194H225ZM229 192V191H228ZM247 192V191H246ZM245 192V193H246ZM256 192H257V190H256ZM255 192V193H256ZM111 193V192H110ZM197 193V192H196ZM247 193H249V192H247ZM263 193H264V191H263ZM162 194V196H163V193H161ZM228 194V197L231 195V194H229V193H227ZM257 194V193H256ZM110 195H112V194H110ZM164 195H166V194H164ZM181 195V194H180ZM190 195V194H189ZM191 195H192V193H191ZM190 195V197H193V196H191ZM184 196V195H183ZM196 197H197V194L195 195ZM194 196V197H195ZM107 197V196H106ZM110 197V196H109ZM111 197H113V196H111ZM164 197H167L168 199H169V197H168V194H167V196H164ZM177 197V196H176ZM179 197V196H178ZM188 197V196H187ZM186 197V199L188 200V198ZM216 197V196H215ZM232 197V196H231ZM264 197V196H263ZM263 197H260L261 198V200H262V198ZM114 198V197H113ZM112 198V199H113ZM166 198V199H167ZM185 198V197H184ZM198 198V197H197ZM214 199V198H213ZM221 200H223L222 198H220ZM226 199V198H225ZM229 199V198H228ZM227 199V202L228 203H234V201L233 202H230V200L231 199H229L228 200ZM245 199H246V197H245ZM247 199H249L248 198V196H247ZM247 199H246V202H248L247 201ZM193 200V199H192ZM195 200V199H194ZM197 200V199H196ZM218 200H219V197H218ZM233 200V199H232ZM252 200L254 201L255 199L254 198H252ZM116 201V200H115ZM147 200H145V202H146ZM188 201H190V200H188ZM216 201V200H215ZM257 201H258V199H257ZM260 201V200H259ZM113 202V201H112ZM184 202V201H183ZM197 202V201H196ZM195 202V203H196ZM217 202V201H216ZM215 202V203H216ZM219 202V201H218ZM217 202V203H218ZM224 201H221V203H223ZM115 203V202H114ZM149 202H147V204H148ZM185 203V202H184ZM227 203V204H228ZM261 203H264V201L262 200V202ZM111 204V203H110ZM117 204V203H116ZM152 204V203H151ZM150 204V206H152ZM154 204V203H153ZM220 204V203H219ZM224 204V203H223ZM222 204V205H223ZM144 205V204H143ZM190 205H193V204H190ZM259 205V204H258ZM262 205V204H261ZM114 206H116V205H114ZM155 205H153V207H154ZM217 206H218V204H217ZM225 206V205H224ZM143 207V206H142ZM152 207V208H153ZM196 207H197V205H196ZM226 207H228V206H226ZM233 207V206H232ZM190 208V207H189ZM155 209H157V208H155ZM226 209V208H225ZM148 210V209H147ZM147 210H145V213H146V211ZM196 210V209H195ZM199 210H200V208H199ZM223 210V209H222ZM227 210V209H226ZM152 211H155V210H152ZM157 212H159V210H156ZM160 211H163L162 210V208H161V210ZM185 211H186V209H185ZM191 211V210H190ZM220 211V210H219ZM264 211V210H263ZM164 213H165V211H163ZM163 212H162V214L161 215H163L164 217H166V215L168 214H166V215H164L163 214ZM201 212V211H200ZM223 212V211H222ZM225 212V211H224ZM252 212V211H251ZM141 213V212H140ZM160 213L161 212H159V213H157V214H159V218H160ZM241 213H243V212H241ZM244 213H246V212H244ZM243 213V214H244ZM106 214V213H105ZM144 214V213H143ZM147 214V213H146ZM156 214V213H155ZM224 214V213H223ZM223 214H221V216L223 215ZM235 214V213H234ZM234 214H233V216H234ZM154 214H151V216H153ZM196 215V214H195ZM244 215H246V214H244ZM244 215H241V218H242V216H244ZM110 216V215H109ZM158 216V215H157ZM97 217V216H96ZM111 217V216H110ZM164 217H163V219H164ZM193 217V216H192ZM224 217V216H223ZM230 217V216H229ZM240 216H237V218H239ZM247 217V216H246ZM250 217V216H249ZM146 218H148V216H146ZM161 218H162V216H161ZM167 218V217H166ZM166 218H165V220H166ZM183 218H185V217H183ZM199 218V217H198ZM222 218V217H221ZM228 218V217H227ZM262 218H264L263 216H262ZM195 219H196V217H195ZM226 219V218H225ZM246 219H248V218H246ZM151 220H152V217H151ZM162 220V219H161ZM165 220H163V221H165ZM227 220V219H226ZM230 220V219H229ZM235 221H237V220H235ZM249 221V220H248ZM247 221V222H248ZM264 221V220H263ZM238 222V227L240 226V222H241V220H240V222L239 221H237ZM236 222V223H237ZM245 222V221H244ZM249 223V222H248ZM151 224H152V222H151ZM243 224V223H242ZM24 225H26V224H24ZM205 224L203 223V226H204ZM248 225V224H247ZM250 225V224H249ZM27 226V225H26ZM31 226H33V225H31ZM35 226V225H34ZM235 226H236V224H235ZM251 226H252V224H251ZM23 227H25V226H23ZM148 227L150 228V226L148 225ZM147 227V228H148ZM152 227H153V229L155 230V228H154V225H152ZM241 227V226H240ZM239 227V228H240ZM246 227V226H245ZM249 227V226H248ZM26 228V227H25ZM24 228V229H25ZM148 228V229H149ZM235 228V227H234ZM239 228H237V229H239ZM23 229V230H24ZM27 229H29V228H27ZM27 229H26V231H27ZM33 229V228H32ZM151 229V228H150ZM153 229H152V232H154L153 231ZM241 229H242V227H241ZM248 229V228H247ZM246 229V230H247ZM252 229H253V227H252ZM251 229V230H252ZM34 230V229H33ZM214 230V232H217V230L215 231V229H213ZM212 230V231H213ZM233 230V229H232ZM249 230V229H248ZM247 230V231H248ZM250 230V233L252 232L253 233V231H251ZM25 231V232H26ZM204 231V230H203ZM243 231H245V229L243 230ZM149 232H150V234H152V232H151V230H149ZM159 233V232H158ZM240 233L242 234L243 232H241V230H240ZM249 233V232H248ZM249 233V234H250ZM149 234V235H150ZM156 235H157V231H156V233H155ZM154 234V235H155ZM160 234V233H159ZM239 234V233H238ZM246 234V233H245ZM23 235V234H22ZM27 235V234H26ZM153 235V234H152ZM151 235V236H152ZM213 235H215V233L213 234ZM251 235V234H250ZM158 236V235H157ZM210 236H211V234H210ZM209 236V237H210ZM216 236H217V234H216ZM233 236V235H232ZM239 236V235H238ZM237 236V237H238ZM254 236V235H253ZM211 237H213V236H211ZM219 237V236H218ZM241 237V236H240ZM250 237H252V236H250ZM20 238V237H19ZM182 238V237H181ZM214 238V237H213ZM239 238V237H238ZM219 239H220V237H219ZM219 239H218V241H219ZM222 239V238H221ZM245 239V238H244ZM248 238H246V240H247ZM205 240V239H204ZM203 240V241H204ZM249 241L251 240V239H248ZM211 241V240H210ZM217 241V242H218ZM249 241H245L246 243H248L249 244ZM212 242H213V240H212ZM217 242H215V244L217 243ZM235 242H237V241H235ZM199 243H201V242H199ZM198 243V244H199ZM241 243V242H240ZM198 244L196 243V245L198 246ZM203 244V243H202ZM214 244V245H215ZM218 244V243H217ZM216 244V245H217ZM6 245V244H5ZM27 245V244H26ZM200 245V244H199ZM226 245V244H225ZM225 245H223V248H224V246ZM240 245V244H239ZM28 246V245H27ZM196 246V247H197ZM203 246V245H202ZM227 246H229V245H227ZM226 246V247H227ZM242 246H243V244H242ZM241 246V247H242ZM30 247V246H29ZM33 247V246H32ZM214 247V246H213ZM230 247V246H229ZM238 247V251H239V249H240V253H242V255H244V257H245V252L243 253L242 251H244L245 249H242V248H240V246H237ZM236 247V248H237ZM198 248H199V246H198ZM203 248V247H202ZM231 248H233V246L231 247ZM231 248H229V249H231ZM216 249V248H215ZM227 249V248H226ZM234 249V248H233ZM242 249V250H241ZM200 250L201 251H203L201 248L199 249V251H198V253L200 252ZM217 250V249H216ZM224 250V249H223ZM232 250V249H231ZM237 249H235L234 251H236ZM32 251V250H31ZM226 251V250H225ZM233 251V250H232ZM238 251H236V252H238ZM153 252V251H152ZM152 252H150V253H152ZM235 252V253H236ZM150 253H149V255H150ZM200 253H202V252H200ZM199 253V254H200ZM215 253H216V251H215ZM228 255H226V254ZM225 253H222V255H226L228 258H230L231 260H232V258L230 257V255L227 253V252H225ZM239 253V254H240ZM246 253L248 254V252H247V250H246ZM236 254H238V253H236ZM236 254H235V256H234V260H236V263L237 264H240V263H238V259L236 258L237 256H240V255H237L236 256ZM246 254V256H248ZM201 255V254H200ZM205 255H206V253H205ZM204 255V256H205ZM220 257H222V255L221 254H218ZM224 255V256H225ZM154 256L156 257V259L158 260V259H160V257H159V254H156V252H155V254H154ZM204 256H202V257H204ZM218 256V257H219ZM232 256V257H233ZM250 256V255H249ZM202 257H199V258H197V257H193V259H192V264H205L206 263V260H207V258H202ZM207 257V256H206ZM217 257V258H218ZM243 257V258H244ZM240 258H241V256H240ZM248 257H246L245 259H247ZM220 259V258H219ZM221 259H224V257L223 258H221ZM225 259H227V258H225ZM231 260H229V259H227L226 261H228V263H226V264H231ZM234 260H232L233 262H232V264L235 262ZM244 260V259H243ZM252 260V259H251ZM254 260V259H253ZM208 261V260H207ZM223 261V260H222ZM226 261H224L223 263H225ZM249 261V260H248ZM221 262V260H219V263ZM239 262H240V259H239ZM223 263H221V264H223ZM244 263H248V262H243L242 264H244ZM250 263V262H249ZM186 264V263H185ZM218 264V263H217Z\"/></svg>",
  "mask_w": 264,
  "mask_h": 264
}]
</instances>
